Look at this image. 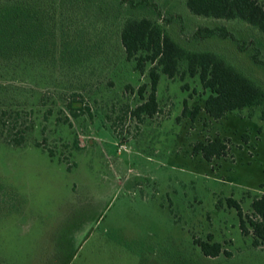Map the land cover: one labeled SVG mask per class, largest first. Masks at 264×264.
<instances>
[{
	"label": "rangeland",
	"instance_id": "1",
	"mask_svg": "<svg viewBox=\"0 0 264 264\" xmlns=\"http://www.w3.org/2000/svg\"><path fill=\"white\" fill-rule=\"evenodd\" d=\"M146 1L132 9L119 0H0V102L25 131L20 146L0 141V264H264V247H250L225 204L249 214L264 193V103L214 120L196 77L160 74L158 111L136 118L148 65L136 71L118 35L126 18L152 19L179 46L222 56L263 91L264 36L194 16L184 0ZM200 26H225L245 51L194 39ZM72 93L83 109L76 117L65 107ZM183 102L200 107L193 120L181 115ZM214 138L225 144L219 158L192 153ZM207 234L229 258L201 255L192 237Z\"/></svg>",
	"mask_w": 264,
	"mask_h": 264
},
{
	"label": "trees",
	"instance_id": "2",
	"mask_svg": "<svg viewBox=\"0 0 264 264\" xmlns=\"http://www.w3.org/2000/svg\"><path fill=\"white\" fill-rule=\"evenodd\" d=\"M119 2L127 3L132 9L147 4L146 0H119ZM151 6L154 7L153 4ZM184 6L194 16L239 21L264 36V5L256 0H184ZM163 21L167 24L171 19L169 17ZM0 31L4 32L3 27ZM192 37L218 38L233 43L239 52L245 51L244 40L234 37L225 26H200L194 30ZM118 38L125 59L134 61L136 71L143 73L148 65V85L138 87L137 94L142 98L146 87L148 92L145 99L142 98L143 102L131 111L136 118L143 115L151 117L158 111L155 92L160 74L169 79L176 75L180 78L184 75L196 77L200 86L207 92L201 109L205 115L214 120L223 117L226 113L264 103V91L222 56L211 51L184 49L152 19L126 18L121 25ZM253 52L254 54L251 51L249 57L256 61V51ZM181 64L183 66L180 69ZM74 96L73 93L69 94L71 100L67 98L65 104L68 114L72 117H76L83 110L75 106L77 102L73 99ZM199 110L200 107L195 106L188 111L186 103L183 102L181 115L193 120ZM22 124L23 120L18 111L10 112L6 110L4 103L0 102V141L13 146L22 145L25 132ZM224 149V142L214 138L205 142H196L192 147V153L200 155L208 162L223 155ZM225 204L234 210L241 235L250 236V247L254 249L264 247V193L251 199L249 214H243L239 204L231 198H226ZM192 244L204 257L215 258L219 255L230 257V252L222 249L219 243L212 241L211 234H207L204 241L192 237Z\"/></svg>",
	"mask_w": 264,
	"mask_h": 264
}]
</instances>
